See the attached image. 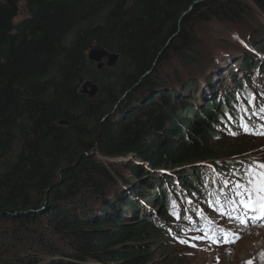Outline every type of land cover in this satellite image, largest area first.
<instances>
[{"label":"trees","instance_id":"1","mask_svg":"<svg viewBox=\"0 0 264 264\" xmlns=\"http://www.w3.org/2000/svg\"><path fill=\"white\" fill-rule=\"evenodd\" d=\"M252 1L264 14V0ZM21 3L26 16L15 23ZM247 14L239 0H0V264L149 262L153 224H125L139 208L134 197L173 206L160 189L166 179L159 173L169 165L179 167L181 184L196 196L208 176L195 163L221 158L208 138L217 109L233 105L231 97L193 107L194 80L181 83L178 97L163 59L195 19L243 26ZM255 26L251 45L264 52V25ZM94 46L117 55L120 68L134 63L130 76L122 72L118 99L88 60ZM249 62L241 60L244 70ZM85 80L99 86V99L79 93ZM103 95H110L106 105ZM92 114L99 117L86 135ZM95 153L124 161L100 162ZM120 185L133 186L132 195L119 194ZM92 201L113 214L110 222L99 224L104 219L90 213Z\"/></svg>","mask_w":264,"mask_h":264},{"label":"rangeland","instance_id":"2","mask_svg":"<svg viewBox=\"0 0 264 264\" xmlns=\"http://www.w3.org/2000/svg\"><path fill=\"white\" fill-rule=\"evenodd\" d=\"M239 2L245 4L250 13H252L249 16L248 14L246 15V17L248 16L249 23H244L242 24L243 26L239 24L234 26V24L228 25L218 20L208 23L194 21L188 27L191 29L192 34H195L197 37L196 42L192 46H188L180 57L171 55L162 65V69L168 79V85L172 86L170 89L173 88L178 97L184 95L182 94L184 91L181 89V83L186 81L188 77L194 80L188 91V98L190 103L192 102L193 107L197 105L199 108H204L207 101L210 100L209 95L211 96L212 93H216L220 89L221 82H225V84L230 86L232 91H235L236 85L231 84L229 78H225L224 76L228 74L227 70L232 68L231 65L234 63L238 65L244 57H247L245 56V51L250 56H253L254 59H258L264 64L263 53L257 51L254 46L255 44L251 45L250 40V36L257 27H254V24L262 23L264 25V14L257 9L252 0H239ZM25 16L24 5L21 3L19 4V15L14 22H19ZM187 32H190V30L187 29ZM259 34L261 33L259 32ZM236 37H239V39H236ZM260 40V38L257 39V41ZM248 41L250 45L247 44ZM187 58L190 60L189 62ZM108 61V58H104L99 63H92L94 69L99 73L101 80H104V85L109 89L112 96L118 99L122 96V94H119L120 89L126 82L122 72L126 70V73H129L130 76L135 66L132 65L134 64L132 62V64L120 68L119 57H117L112 67H108ZM214 65L217 70L215 69L211 74V67ZM98 66L101 67L98 68ZM220 72L223 75V77H220L222 79L217 78ZM252 73L253 78L251 81L242 80L240 72L237 75L242 80V85H245L255 96L256 101L264 106V99H261V96H264V76H261L259 73L256 75V70ZM201 74L209 77L203 78ZM234 75L236 76L235 73ZM210 81L212 82L209 83ZM96 86L99 92L100 88L98 85ZM98 94L93 99H99ZM204 94H208V96ZM104 95L101 101H104L106 105L110 95L106 98ZM143 97H145L144 101L151 99L146 94ZM247 107L251 111L250 116L253 119V123L238 119L232 128L227 130L221 128L219 132L214 130V136H209L208 143L222 156L221 158L204 160L197 164L201 165V167L205 166L208 171L213 172L215 177H218L222 182L228 181L231 183L225 185L221 183L217 189L223 200L219 202L220 207L211 206L207 200L197 201V199L189 198L188 202L190 204H187L185 213L188 215V218L179 216L177 221L174 218H169L170 221L164 223L169 228L180 230L179 239L177 240H174L170 236H165L162 226H154V228L148 226V230L153 228L154 235L149 237L152 240L148 244L150 248V260L147 264H239L245 258L248 260L246 264H249V262L251 264H264V218L260 217L258 211H246L239 203V198L235 196V192L231 189L237 182L247 184L248 176L242 174V172L247 171L249 168H255L258 164H264V111L259 112L251 105ZM199 108L196 109L197 112ZM106 109L109 110L110 105H107ZM254 114L256 115L253 117ZM98 117V114H92L91 119L86 124V135L93 134V128L96 126ZM116 117H118V114H116ZM220 124L221 127L224 126V123ZM245 127H247V130H245ZM238 128L239 131H235ZM93 156L98 159L97 161H107V159L99 157L96 153ZM131 160L134 161L132 158ZM138 163L142 166H147L143 162ZM178 169L179 167L175 165L166 166L163 169V179L174 176L175 171ZM141 183L138 182L136 185L142 192H145V187ZM147 183L150 184V180ZM122 187L123 185L117 186V190L120 189L119 194L123 191ZM127 190L132 195L133 186L128 187L123 192L126 194ZM139 200L138 197H134L133 201L138 205ZM89 203L90 213L104 219V221L99 223L100 225L104 222H110V218L114 217L112 213H102L103 205L100 201ZM112 204L116 205L115 201ZM224 208L229 210L224 211ZM182 209L181 207L179 213L183 211ZM152 210L154 209L150 208L149 212H145L152 218L155 217L159 221H162L158 213L152 212ZM198 213L201 216L195 218L194 216ZM131 219L128 218L125 224L133 228L144 224L143 221L138 220L140 222H137V220L133 219V221ZM196 219L200 220L196 223L200 225L203 223L210 224L209 226L221 235L218 237L215 235V238H212L196 233L181 234V227H178L176 224H187V221Z\"/></svg>","mask_w":264,"mask_h":264},{"label":"clouds","instance_id":"3","mask_svg":"<svg viewBox=\"0 0 264 264\" xmlns=\"http://www.w3.org/2000/svg\"><path fill=\"white\" fill-rule=\"evenodd\" d=\"M247 44H249V43L247 42ZM262 53L264 55V52H262ZM247 58H250V60H251V62H249L250 63V67H251L252 66L251 63H255L256 59H254V57L250 56V55L247 56ZM258 65H260V63ZM231 67H232L231 69L227 70L228 74L226 76H224V77L225 78L226 77L229 78V81H231V84H235L236 85L235 91H232L230 86L228 84H225V82H221V84L219 86L220 89L216 93H212L211 96H209V99L211 100V98L212 99L216 98V99H220V101H223L226 98L229 99V98L232 97L231 102H232L233 105H231V106L235 107L238 104H242L241 101H244L243 99H245V97L247 95L246 93H244V89L245 90H248V89L245 86L242 85V80H245V81L249 80L247 78V76L251 74L250 73V69L251 68H248V69L244 70L242 68L241 61H240V63L238 65H235V63H234L233 65H231ZM221 72L217 76L218 79H222L220 77H223V75H221ZM238 72H240V76L242 75V80H240L241 84H239L237 82L239 80L238 75H237ZM234 73L236 74V76L234 75ZM249 81H251V79ZM211 82L212 81H210L209 83H211ZM256 92L258 93L257 89H256ZM251 94H252V92H251ZM204 95H206V94H204ZM252 96H254V95L252 94ZM249 98H250V100H252V102H250L249 104L243 103L244 104L243 105L244 106V110L243 111H241V109H240L239 111L237 110L236 114H218V119L219 120H218V122H216L214 124V126H215V128H216V130L218 132H219V130H221V126H220L221 124L220 123H224V127L228 128V129L232 128L235 125V122H237L238 119H240V120H244L245 119L244 121H249V122L253 123V119L250 116V112L251 111L247 107L248 105L253 106L259 112H263L264 111L263 107L262 108L258 107L256 99L254 100L253 97H249ZM239 102H241V103H239ZM255 115L256 114H254L253 117ZM235 131H237V130H235ZM130 160H128V161H130ZM122 161H124V160H122ZM197 164H195V166H199ZM199 167H200L201 172L203 174H205L206 176H208L207 175V173H208L207 168L205 166L201 167V165ZM218 170H219V168H218ZM177 171H175V172H177ZM245 172L246 171H244L242 173L244 174ZM163 175H164V173H163V170H162L159 173V176L162 177ZM180 180H182L180 178V176L178 177L176 175V173H175L174 176H169L168 178H166V180L164 182L161 183V188H160L161 191L164 192V191L168 190L170 192L169 193V195H170L169 197L172 198L173 201H174V205L173 206H170L169 208H167L165 206L164 209H161L162 208L161 206L156 208V205H150V204L144 202V200H142V201L139 200V208L137 210L138 212L137 211L134 212V214H135L134 219H137V220H140V221H143V222H145V221L150 222V223L153 224L152 226H155V227L162 226L163 227L162 231L164 230L163 232H164L165 236H170L174 240H177V239H179L178 237H179V233H180L179 231L180 230H177V229H174V228H169L168 226H165L164 223L169 222L170 221L169 218H174L175 221L177 220V218L179 216L188 218V215L185 214V213H186V210H187V204H190L188 202L189 198L199 199L201 197H204L203 200H207L208 203L211 206L220 207L219 202H221L223 200H222L221 195L217 192V189L220 187L221 183H223L225 185V181L222 182L221 180H219L218 177H215L214 183L211 184L212 186H210L211 189H209V191L206 190V186H205L201 190L197 191L196 196H192L191 193H190L191 187L190 188H188L189 186L185 187L184 185L181 184ZM231 189L235 190V189H233V186H232ZM144 204H146V205H144ZM181 207L183 208L182 209L183 211L181 213H179V210H180ZM150 208L154 209V210H152V212L155 211V212L158 213L159 217L162 218V221H159L155 217L152 218L151 216H149L148 213H146V212L150 211ZM223 210L224 211H228L229 209L224 208ZM197 216H201V214L198 213L194 217L197 218ZM176 225L178 227H181V230H182L181 234L188 235L190 233H196V234H202L203 236H208V237H212V238H215V235L217 237L221 235L216 230H213L210 226H207V227L203 228V227H198V226L193 225L192 224V220L187 221V224H176ZM207 225H210V224H207Z\"/></svg>","mask_w":264,"mask_h":264},{"label":"water","instance_id":"4","mask_svg":"<svg viewBox=\"0 0 264 264\" xmlns=\"http://www.w3.org/2000/svg\"><path fill=\"white\" fill-rule=\"evenodd\" d=\"M213 20L220 21L217 18L209 19V20H205V21H200L198 19H195V21H197V22H204V23H208V22L213 21ZM187 29H189L190 32H187ZM185 32H186L187 35L183 36L184 37V38L182 37L183 39L174 41L172 49H171L170 52L166 53V55H165V57L163 59L162 65H163L164 62L167 61L166 59H168L171 55H174V56L177 55V57H180L182 52L185 51V49L188 46H192L196 42L197 37L195 36V34H192L191 29L189 27L186 28ZM176 35L177 34H175V36ZM87 57H88V60L90 62H94V63H99L104 58H108L109 61H108L107 65H108V67H112V66H114L118 56L117 55H113L111 53H108L107 51H105V49L101 48L100 46H94L88 51ZM100 67L101 66H98V68H100ZM79 93L81 95H84V96L88 97L89 99H93V98H95L97 96L98 87L92 81L87 80V81L83 82L82 85L80 86ZM127 157H130V156H127ZM104 158L107 159L106 162L115 163V162L121 161L123 157L121 158V157H109L108 156V157H104Z\"/></svg>","mask_w":264,"mask_h":264},{"label":"snow or ice","instance_id":"5","mask_svg":"<svg viewBox=\"0 0 264 264\" xmlns=\"http://www.w3.org/2000/svg\"><path fill=\"white\" fill-rule=\"evenodd\" d=\"M236 39H239V37H236ZM245 130H247V127H245ZM246 175L248 176L247 184L239 182L235 184V196L239 198V203L246 211H258L260 217L264 218V164L249 168ZM228 183V181H225V184Z\"/></svg>","mask_w":264,"mask_h":264},{"label":"bare ground","instance_id":"6","mask_svg":"<svg viewBox=\"0 0 264 264\" xmlns=\"http://www.w3.org/2000/svg\"><path fill=\"white\" fill-rule=\"evenodd\" d=\"M244 101H241L242 103H247V100L246 99H243ZM244 107V106H243ZM221 128H224L225 130H227L228 128H226V127H221ZM237 131H239V129H236ZM228 184H231V183H228ZM233 191H235V190H233ZM204 199V197H201V198H199V199H197V201H202ZM177 221V220H176ZM198 221H200V220H192V224L193 225H195V226H198V227H207V226H209V225H207V224H202V225H200V224H198V223H196V222H198ZM263 229V228H262ZM212 247H214V246H212ZM258 250H260V249H258ZM261 251V250H260ZM264 251V250H263ZM260 253V252H259ZM263 254V253H262ZM259 258V257H258ZM259 260H260V258H259ZM248 260H246V258L245 259H243V260H241V262L239 263V264H246V262H247ZM262 263V262H261Z\"/></svg>","mask_w":264,"mask_h":264}]
</instances>
